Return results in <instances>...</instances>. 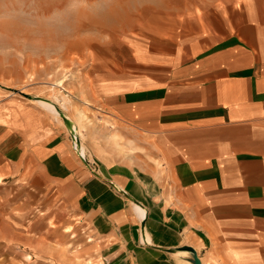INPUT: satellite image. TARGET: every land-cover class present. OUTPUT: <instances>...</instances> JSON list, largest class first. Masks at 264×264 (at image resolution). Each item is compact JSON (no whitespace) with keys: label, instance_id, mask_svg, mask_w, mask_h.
<instances>
[{"label":"crops","instance_id":"0c3cea01","mask_svg":"<svg viewBox=\"0 0 264 264\" xmlns=\"http://www.w3.org/2000/svg\"><path fill=\"white\" fill-rule=\"evenodd\" d=\"M242 2L233 32L176 57L136 58L108 86L121 160L98 135V169L86 165L44 108L0 112V256L22 248L40 258L50 252L41 242L75 237L61 225L53 238L34 230L55 217L88 223L94 245L74 252L92 264H172L177 254L143 242L146 233L153 245L194 247L202 264H264V0Z\"/></svg>","mask_w":264,"mask_h":264},{"label":"rangeland","instance_id":"374dc122","mask_svg":"<svg viewBox=\"0 0 264 264\" xmlns=\"http://www.w3.org/2000/svg\"><path fill=\"white\" fill-rule=\"evenodd\" d=\"M242 5V0H0V112L15 106L44 108L64 127L79 158L72 148L74 129L86 165L98 169L92 156L98 135L105 142L109 137L121 160L123 138L113 128L120 121L107 112L103 100L108 86L124 70L135 71L136 58L176 57L178 48L191 49L224 31L233 32ZM58 111L68 115L70 128ZM75 218H70L72 223ZM80 221L74 226L59 224L55 217L45 222L37 218L36 232L53 238L63 232L61 225L75 237L41 242L50 252L40 258L22 248L4 252L0 264H92L90 257H75L80 247L94 245L87 241L93 239L88 223ZM187 254L178 252L169 260L190 264ZM202 261L216 264V259Z\"/></svg>","mask_w":264,"mask_h":264},{"label":"water","instance_id":"95a60500","mask_svg":"<svg viewBox=\"0 0 264 264\" xmlns=\"http://www.w3.org/2000/svg\"><path fill=\"white\" fill-rule=\"evenodd\" d=\"M58 113H59L60 117L63 119L64 123L67 125V127L70 128L71 127V122L69 121V119L67 117H65L61 112L58 111ZM110 184H112V183H110ZM118 191L120 193L126 195L128 198H130L127 195V193H125V191H123L122 189H118ZM131 200L133 202H135L136 204H139L136 200H134L132 198H131ZM143 218H145V215H144ZM140 229L141 230L144 229V221H141ZM146 244L151 245V246H153L155 248H158V249H161V250H164V251H167V252H171V253H176V254H178V252H187L188 256L186 257V259H187L188 262H190V264H202L198 254H197L196 249L194 247L190 246V245H181V246H177V247H163V246L153 245V244L148 243V242H146Z\"/></svg>","mask_w":264,"mask_h":264},{"label":"bare ground","instance_id":"6f19581e","mask_svg":"<svg viewBox=\"0 0 264 264\" xmlns=\"http://www.w3.org/2000/svg\"><path fill=\"white\" fill-rule=\"evenodd\" d=\"M64 99V98H63ZM66 100H68L67 98H66ZM69 101V100H68ZM69 106V105H68ZM55 108V107H54ZM64 108V107H63ZM64 110V109H63ZM57 114V113H56ZM64 114V113H63ZM60 116V115H59ZM64 116L65 117H68V115H66V114H64ZM75 125V124H74ZM139 193V192H138ZM134 196V195H133ZM136 197V196H135ZM41 199V198H40ZM139 199H140V197H139ZM39 200V199H38ZM133 207H134V210L136 211V213H137V215H139V216H141V218H143L144 217V215H145V208L140 204V205H138V204H136V203H133ZM109 231V230H108ZM70 235V234H69ZM141 240L143 241V242H148L149 240H148V235H147V233L145 234V237H143L142 238V236H141Z\"/></svg>","mask_w":264,"mask_h":264},{"label":"built area","instance_id":"2783aa9c","mask_svg":"<svg viewBox=\"0 0 264 264\" xmlns=\"http://www.w3.org/2000/svg\"><path fill=\"white\" fill-rule=\"evenodd\" d=\"M70 131L72 133V148H73V150L76 152V154L79 156V158L81 160L86 161L84 159L83 154H81L80 151H77V143H79V142H78V138H77V136H76V134L74 132V129H70Z\"/></svg>","mask_w":264,"mask_h":264}]
</instances>
